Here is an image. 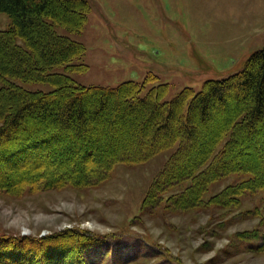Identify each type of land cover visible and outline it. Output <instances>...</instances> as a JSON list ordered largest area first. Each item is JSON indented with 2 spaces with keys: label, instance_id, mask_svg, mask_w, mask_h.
<instances>
[{
  "label": "trees",
  "instance_id": "1",
  "mask_svg": "<svg viewBox=\"0 0 264 264\" xmlns=\"http://www.w3.org/2000/svg\"><path fill=\"white\" fill-rule=\"evenodd\" d=\"M90 9L89 0H0L10 20L0 28V192L88 187L120 165L169 154L144 198L147 215L163 203L180 213H232L264 195V163L241 157L247 144L262 155L255 143L264 137V48L241 71L171 100L165 85L145 95L133 81L84 86L71 74L86 70V47L71 35L83 32ZM35 84L50 90L27 88ZM21 169L26 176L16 177ZM107 239L75 228L41 238L2 235L0 264H103ZM131 260L119 253L112 264Z\"/></svg>",
  "mask_w": 264,
  "mask_h": 264
},
{
  "label": "rangeland",
  "instance_id": "2",
  "mask_svg": "<svg viewBox=\"0 0 264 264\" xmlns=\"http://www.w3.org/2000/svg\"><path fill=\"white\" fill-rule=\"evenodd\" d=\"M89 2L83 32L71 35L86 47L81 60L86 70L71 74L84 86L112 88L133 81L145 95L165 85L166 100H171L187 88L197 93L207 81L241 71L264 48V0ZM9 25V18L0 14V28ZM27 88L50 90L40 84ZM263 139L255 143L261 157L254 155L251 144L241 157H252L249 161L256 165L262 164L257 158L264 163ZM168 155L144 164L120 165L88 187L0 192V236L41 238L66 229L90 231L109 238L103 243L109 250L103 264H112L119 253L133 259L127 264H264L262 194L226 214L215 209L174 212L164 203L151 215L144 213V198ZM53 167L48 166L54 171ZM62 170L67 169L56 168L58 175ZM26 172L21 169L14 175L25 177ZM233 178L214 186L210 194ZM256 209L259 215L250 213ZM136 253L140 257L134 258Z\"/></svg>",
  "mask_w": 264,
  "mask_h": 264
}]
</instances>
